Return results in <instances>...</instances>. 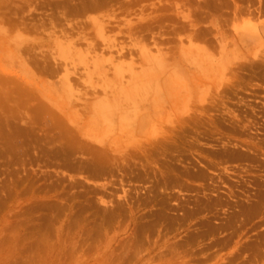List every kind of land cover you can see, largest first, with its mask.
Wrapping results in <instances>:
<instances>
[{
	"label": "rangeland",
	"instance_id": "1",
	"mask_svg": "<svg viewBox=\"0 0 264 264\" xmlns=\"http://www.w3.org/2000/svg\"><path fill=\"white\" fill-rule=\"evenodd\" d=\"M104 263L264 264V0H0V264Z\"/></svg>",
	"mask_w": 264,
	"mask_h": 264
},
{
	"label": "bare ground",
	"instance_id": "2",
	"mask_svg": "<svg viewBox=\"0 0 264 264\" xmlns=\"http://www.w3.org/2000/svg\"><path fill=\"white\" fill-rule=\"evenodd\" d=\"M228 58V57H227ZM63 204V203H62ZM62 208H64V206L62 207ZM60 209H61V207H60ZM105 264V263H104Z\"/></svg>",
	"mask_w": 264,
	"mask_h": 264
}]
</instances>
